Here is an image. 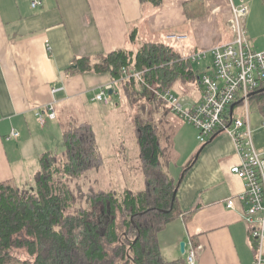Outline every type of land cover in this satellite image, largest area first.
<instances>
[{"label": "crops", "instance_id": "crops-1", "mask_svg": "<svg viewBox=\"0 0 264 264\" xmlns=\"http://www.w3.org/2000/svg\"><path fill=\"white\" fill-rule=\"evenodd\" d=\"M33 1L38 2L35 8L31 6ZM231 1L234 6L240 4V0ZM243 1L248 13L242 24L250 46L263 50L264 0ZM133 32L134 44L129 39ZM172 36L180 40L166 39ZM233 36L229 0H162L157 9L140 0H0V183L25 186L19 169H26V160L38 163L51 137L59 136L61 125L54 123L65 113L70 116L79 111L77 124H95L97 117L88 110L106 105L92 98L112 87L113 82L106 73L68 74L76 59L137 49L146 41L172 45L183 57L196 51L208 52L230 42ZM173 89L181 96L189 95L185 97L188 103L199 100L202 91L200 80L197 85L178 84ZM242 101L239 98L233 103L227 118L244 112ZM50 103L55 105V119L44 114L41 124L37 112ZM263 104L264 88L250 97L247 105L252 140L260 151L264 150ZM114 112L116 108L112 116ZM173 116L169 122L176 131L173 146L178 158L168 170L175 181L183 163L194 157L196 146L202 147L179 180L175 196L180 210L193 214L187 223L180 218L159 233L163 258H185L195 237L194 264H254L252 229L242 217L245 206L236 202L234 208H226L227 200L243 191L242 181L230 173L238 163L231 137L217 131L200 144L193 127ZM98 118L107 120L106 115L98 114ZM12 131L19 136L7 141ZM103 158L105 163L111 159ZM172 164H176L174 169ZM181 243L185 244L184 254L180 252Z\"/></svg>", "mask_w": 264, "mask_h": 264}, {"label": "trees", "instance_id": "trees-1", "mask_svg": "<svg viewBox=\"0 0 264 264\" xmlns=\"http://www.w3.org/2000/svg\"><path fill=\"white\" fill-rule=\"evenodd\" d=\"M140 2L157 9L162 0ZM129 39L134 44V32ZM193 66L182 61L172 45L156 41L141 43L135 55L116 50L74 61L68 74H109L116 93L111 97L121 96L131 107L133 99L134 106L143 96L144 102L155 106L148 113L141 106L133 114L128 110L143 189L117 192L89 183L85 192L79 187L73 192L69 181L96 172L105 159L90 124L83 122L63 131L64 151L60 155L48 151L38 157L33 186L0 183V264H187L186 258H163L158 235L175 220L183 218L187 223L193 214L181 211L173 194L196 156L175 181L168 166L177 158L173 146L176 131L171 127L167 134L161 127L170 109L145 85L156 92L178 84L197 85L204 69ZM123 69L142 71L144 85L122 79ZM94 211L110 218L101 223L91 218ZM252 243L255 255L256 244ZM191 246L196 250L195 237Z\"/></svg>", "mask_w": 264, "mask_h": 264}, {"label": "built area", "instance_id": "built-area-1", "mask_svg": "<svg viewBox=\"0 0 264 264\" xmlns=\"http://www.w3.org/2000/svg\"><path fill=\"white\" fill-rule=\"evenodd\" d=\"M231 4L233 39L226 43L213 47L210 51H196L187 56H180L182 61L197 63L208 55L211 64L200 75L201 95L199 100L188 103L186 98L177 95L172 90L156 92L147 87L154 96L163 101L170 112L185 124L196 131V139L204 144L212 134L217 131L226 132L232 139L238 163L230 168V173L235 175L243 183L241 194L231 197L226 202V208H234L236 202L242 203L245 209L242 211L243 220L251 227V237L256 244L254 264H263L264 247V150H258L252 140V132L249 127L248 100L259 90L264 88V49L254 50L249 43L242 18L248 13V6L240 0L238 6ZM38 2L31 3L35 8ZM167 40H180V37L172 36ZM122 79H135L144 85L143 72H132L123 69ZM109 86L101 90L92 98L93 102L104 105L109 104L108 92L113 91ZM241 98L245 108L238 116L226 117V112L233 103ZM54 103L46 106L44 111H38L37 117L44 124L45 116L55 119ZM229 121L230 125L227 124ZM264 128V124L262 125ZM19 134L12 131L7 141L15 139ZM196 251L191 247L186 253V263L194 264Z\"/></svg>", "mask_w": 264, "mask_h": 264}, {"label": "rangeland", "instance_id": "rangeland-1", "mask_svg": "<svg viewBox=\"0 0 264 264\" xmlns=\"http://www.w3.org/2000/svg\"><path fill=\"white\" fill-rule=\"evenodd\" d=\"M129 51H131L135 55L136 48H133ZM210 64L211 58L208 55L205 59L200 60L198 64L193 63V67H199L202 69L210 66ZM172 91L177 95H181L174 89H172ZM186 96L189 97V95ZM109 100L110 101L108 105L104 107H101L100 105L91 106L88 112L90 114L93 113L97 117V120H93L95 124L91 126L96 136L97 148L103 157H109L111 159L108 160L107 163H104L102 167L96 171L97 173H89L87 174L88 176H86L87 178L81 177L80 179L70 180L69 185L70 189L73 192H78V187L81 189V191L85 192L87 190V186L90 184H93L95 187H99L100 189H111L117 192H122L123 190L139 191L143 189V177L140 173L137 160L138 150L135 140L132 137L131 119L129 117L128 110L133 114L135 111H137V107L139 108V106H141L148 113L149 110L151 108H155V106H151L147 104V102H144L143 96L137 99V102L134 104V106L132 103H134L135 99H133L132 103L130 104L132 108L128 106L127 101L124 100V98H122L121 96L115 98L112 96L109 98ZM115 108L116 112H114V117L111 114L112 111L115 110ZM161 112L162 111H159V116H162ZM98 114L106 115L107 120H99ZM171 116H173V114L169 110L161 123V125H165L161 127L162 129L166 128L167 134H170L171 127L175 129L174 126L169 122L170 118H172ZM113 118L116 119V121ZM79 121V111H77V113L71 114L70 116L68 113H65L64 115L59 117L58 121L54 123V126H57L58 124L61 125L59 129L60 134L58 137H56L55 135H51V144L49 148L44 150L42 153L49 151L51 153L60 155L62 151H64V147L62 144V132L74 127ZM201 147L202 145L196 146L197 150L195 151L193 156L197 155L198 150H200ZM175 155L178 158V153L176 150ZM173 161L174 160H172V162ZM187 162L188 160L185 163ZM185 163H183V165H185ZM25 166L26 172L25 170L19 169V176L22 180V183H26L23 187L33 186L34 176L36 175L39 168L37 167L38 163L36 162L35 165V163H28V161L26 160ZM171 166V168L174 169V166H176V164H172ZM24 173L26 176L23 178ZM91 218L95 220L97 219L101 223H106L110 217L104 212L94 211Z\"/></svg>", "mask_w": 264, "mask_h": 264}, {"label": "water", "instance_id": "water-1", "mask_svg": "<svg viewBox=\"0 0 264 264\" xmlns=\"http://www.w3.org/2000/svg\"><path fill=\"white\" fill-rule=\"evenodd\" d=\"M108 95H109V96L112 95L111 90L108 92ZM176 192H177V189L174 191L173 198H175V196H176ZM180 252H181V254H184V252H185V244H184V243H181V244H180Z\"/></svg>", "mask_w": 264, "mask_h": 264}]
</instances>
